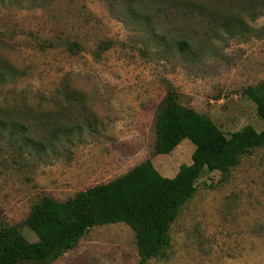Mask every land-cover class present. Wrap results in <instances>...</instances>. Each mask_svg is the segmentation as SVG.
Wrapping results in <instances>:
<instances>
[{
  "label": "rangeland",
  "instance_id": "374dc122",
  "mask_svg": "<svg viewBox=\"0 0 264 264\" xmlns=\"http://www.w3.org/2000/svg\"><path fill=\"white\" fill-rule=\"evenodd\" d=\"M182 46V48H181ZM0 228L26 225L44 197L63 203L151 160L173 179L184 141L155 154L167 94L229 136L258 132L264 0H0ZM148 264H264V146L227 175L206 173ZM54 264H140L127 224L95 227Z\"/></svg>",
  "mask_w": 264,
  "mask_h": 264
},
{
  "label": "trees",
  "instance_id": "16d2710c",
  "mask_svg": "<svg viewBox=\"0 0 264 264\" xmlns=\"http://www.w3.org/2000/svg\"><path fill=\"white\" fill-rule=\"evenodd\" d=\"M9 71L16 70L2 61L0 81ZM256 92L258 115L264 122V83ZM156 135L157 156L171 155L189 140L195 146L192 164L182 166L176 177L169 179L148 160L127 175L80 192L66 202L44 197L26 221L36 242L27 241L16 226L0 228V264H54L78 247L93 228L120 223L135 232L140 264L166 258L172 226L195 197L202 176L215 172L227 175L242 156L264 146V130L248 126L227 136L196 111L182 106L174 90L168 92L157 117Z\"/></svg>",
  "mask_w": 264,
  "mask_h": 264
}]
</instances>
